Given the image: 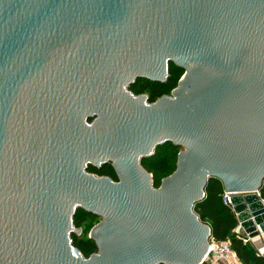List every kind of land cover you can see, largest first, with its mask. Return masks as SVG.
I'll list each match as a JSON object with an SVG mask.
<instances>
[{
  "label": "water",
  "instance_id": "1",
  "mask_svg": "<svg viewBox=\"0 0 264 264\" xmlns=\"http://www.w3.org/2000/svg\"><path fill=\"white\" fill-rule=\"evenodd\" d=\"M170 63V94L131 91ZM165 142L154 187L141 160ZM106 164L117 180L88 171ZM211 177L264 232V0H0V264H202Z\"/></svg>",
  "mask_w": 264,
  "mask_h": 264
},
{
  "label": "trees",
  "instance_id": "2",
  "mask_svg": "<svg viewBox=\"0 0 264 264\" xmlns=\"http://www.w3.org/2000/svg\"><path fill=\"white\" fill-rule=\"evenodd\" d=\"M181 71L183 72L182 68L170 63V75L166 82L160 83L139 79L135 84L141 82L143 85L140 88L141 92L148 96L149 101H154L156 98L164 94L160 91V87L163 86L167 89L173 88V76L175 74L177 76ZM180 150L181 147H178L171 142H165L156 147L154 154L142 158L141 164L147 172L152 174L154 187H158L162 178L168 176L175 170L177 156ZM100 170L102 175L117 180L111 164L103 165ZM259 191L260 197L264 200V181ZM223 193L224 188L222 182L218 178L211 177L206 184L204 198L196 202L193 207L194 212L202 222L210 226L211 235L214 239H227L230 241L231 247L236 252L241 264H264V256L256 250L255 246L248 241L244 242V236L236 233L235 229L238 227V222L232 209L224 204L222 200ZM78 210H82L84 213H89L80 208ZM91 216V223L93 226L99 221V217L93 214H91ZM74 225L80 227L82 230L80 234L81 236H76L75 234L72 236L76 247L84 253H87L89 249L92 250L89 254L94 252L97 249L95 242L88 237V234L85 233L80 222L76 220Z\"/></svg>",
  "mask_w": 264,
  "mask_h": 264
},
{
  "label": "built area",
  "instance_id": "3",
  "mask_svg": "<svg viewBox=\"0 0 264 264\" xmlns=\"http://www.w3.org/2000/svg\"><path fill=\"white\" fill-rule=\"evenodd\" d=\"M222 200L224 204L231 208V197L228 192L224 191ZM235 231L238 234H242L239 230V226ZM243 240L244 242L248 241L246 238ZM217 260H222L225 264H241L236 252L232 249L229 240H216L210 235L207 254L204 257L202 264H214Z\"/></svg>",
  "mask_w": 264,
  "mask_h": 264
},
{
  "label": "rangeland",
  "instance_id": "4",
  "mask_svg": "<svg viewBox=\"0 0 264 264\" xmlns=\"http://www.w3.org/2000/svg\"><path fill=\"white\" fill-rule=\"evenodd\" d=\"M184 72V71H183ZM183 72L181 71V72H179L178 73V75L176 76V74L173 76V88H171V89H167L166 87H160L161 88V92L162 93H164V94H170L171 93V91L176 87V85H177V83H178V81H179V79L181 78V76L183 75ZM141 86H143L142 85V83L141 82H138L137 84H135V85H133L132 87H131V91L134 93V94H142V92H141V90H140V88H141ZM163 95V94H162ZM88 171L89 172H92V173H94V174H96V175H98V176H101L102 174V172H101V170L100 169H94V168H89L88 169ZM116 175V174H115ZM116 179H117V176H116ZM76 220L78 221V222H80V224H81V226H82V228L84 229V231H85V233H89V231H90V229L92 228V223H91V221H92V216H91V214H89V213H84L82 210H78L77 211V213H76V215H75V217H74V223H76ZM239 230H240V227H239ZM240 232H241V230H240ZM243 235V234H242ZM72 236H74V235H72ZM76 236H81V235H76ZM246 238V237H245ZM247 239V238H246ZM249 241V240H248ZM74 246H76V244L74 243ZM79 250V249H78ZM80 251V250H79ZM92 250L91 249H89L88 251H87V253H84L82 250L80 251V252H82L81 254L84 256V257H86L88 254H89V252H91ZM96 251V250H95ZM94 251V252H95Z\"/></svg>",
  "mask_w": 264,
  "mask_h": 264
},
{
  "label": "crops",
  "instance_id": "5",
  "mask_svg": "<svg viewBox=\"0 0 264 264\" xmlns=\"http://www.w3.org/2000/svg\"><path fill=\"white\" fill-rule=\"evenodd\" d=\"M248 242L252 243L255 246L256 250L264 256V232L260 233L256 237L249 239ZM214 264H225V262L222 260H217L216 262H214Z\"/></svg>",
  "mask_w": 264,
  "mask_h": 264
},
{
  "label": "flooded vegetation",
  "instance_id": "6",
  "mask_svg": "<svg viewBox=\"0 0 264 264\" xmlns=\"http://www.w3.org/2000/svg\"><path fill=\"white\" fill-rule=\"evenodd\" d=\"M169 75H170V73H169ZM166 82V81H165Z\"/></svg>",
  "mask_w": 264,
  "mask_h": 264
}]
</instances>
